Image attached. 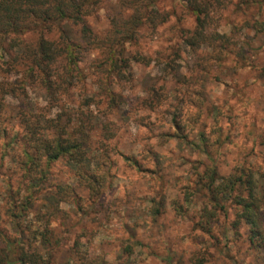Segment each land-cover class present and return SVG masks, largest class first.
I'll return each instance as SVG.
<instances>
[{
    "label": "trees",
    "instance_id": "trees-1",
    "mask_svg": "<svg viewBox=\"0 0 264 264\" xmlns=\"http://www.w3.org/2000/svg\"><path fill=\"white\" fill-rule=\"evenodd\" d=\"M222 2L187 0L194 25H184V17L176 16L171 24L176 33L170 37L173 43L151 56L135 46L145 36L160 34V27L173 18L172 12L161 8L160 0H116L115 10L107 15L108 27L101 32L89 19L105 7L106 0H0V150L6 147L0 168L14 150L13 166L0 184L4 201L0 205V264H56L65 241L74 239L70 229L59 232L33 226L29 217L36 213L38 201L53 203V221L66 216L64 203L91 213L114 185V154L142 169L138 158L123 153L115 141L128 117L138 124H168L174 132H165L161 138L177 137L206 154L209 165L187 178L173 202L175 210L187 216L189 204L201 202L191 219L206 233L222 216L229 219L232 214L229 229L241 235L245 227L248 249L257 262L264 261V170L246 162L237 163L229 173L219 170L214 150L224 139L219 133L225 111L218 110L209 132L207 123L202 124L199 141L180 133L190 110L187 103L192 104L185 95L193 96L192 86L212 74L219 79L232 62L234 67L247 66L246 45L251 47L254 39L246 40L250 33L243 35V31L249 29L254 35L264 31V0H240L243 22L233 23L229 32H221L218 25L211 27L221 17ZM183 44L195 60L190 74L179 79L182 97L176 111L169 112L164 84L149 86L137 102L123 94L126 86L133 87L138 62L155 61L163 65V74L172 75L179 68ZM31 89L43 90L47 104L27 102ZM8 96L21 101L14 122L7 120L4 111ZM136 110L146 114L141 119L132 116ZM166 113L170 120L163 119ZM58 161L68 165L73 181H59L54 174L52 181L51 167ZM159 206L155 214L161 213ZM75 236L68 249L75 264H108L104 254L82 249L81 233ZM225 252L224 247L218 248L219 254ZM134 253V246H124L122 264H136ZM207 261L208 256L198 252L188 264Z\"/></svg>",
    "mask_w": 264,
    "mask_h": 264
},
{
    "label": "rangeland",
    "instance_id": "rangeland-1",
    "mask_svg": "<svg viewBox=\"0 0 264 264\" xmlns=\"http://www.w3.org/2000/svg\"><path fill=\"white\" fill-rule=\"evenodd\" d=\"M115 1L106 0L105 7L90 17L94 29L101 32L108 27L107 15L115 10ZM222 3L221 17L211 27L218 25L221 32H229L233 23L243 22L245 10L240 0H224ZM159 5L172 12L173 18L160 27V34L145 36L135 46L136 50L151 56L173 43L170 37H175L176 33L171 27L175 24L176 16L184 17V25H194L193 14L186 10L187 0H160ZM245 33H250L246 40L254 39L251 47L246 43V49H249L246 59L248 65L234 67L232 62V66L226 67L219 79L213 74L206 76L201 84L192 86V97L185 95V99L191 100L192 104L187 103L190 110L185 115L187 122L180 133L192 141H199L202 124L207 123L209 132L218 110L225 111L222 132L219 133L224 139L214 150L215 163L222 173H229L240 162L256 163L264 170V31L254 35L245 29L243 35ZM181 57L177 59L179 68L172 75L163 74V65L155 61L150 65L136 63L133 87L126 86L123 94L135 97L137 102L145 95L146 88L164 84L171 102L169 112L173 113L181 103L179 79L190 74L195 60L184 44ZM29 96L27 102L33 101L40 106L47 104V97L41 89L29 90ZM6 102L4 111L7 120L14 122L13 114H16L21 101L8 96ZM130 114L140 118L146 112L136 110ZM167 118L170 120L171 115L166 113L163 119ZM131 119L126 118V124L115 141L123 153L138 158L142 169L128 163L121 154H114L117 161L112 169L114 185L91 213L79 212L73 203H64L62 207L66 216L53 221V203L41 199L34 207L36 213L33 211L29 217L33 226L42 230L56 228L59 232L70 229L74 239L75 234L81 233L82 249H89L93 255L104 254L108 264L124 262L123 247L126 245L135 247L133 257L136 264H188L198 252L208 256L206 264H264V261L257 262L254 253L248 249L245 227H241V235L229 229L232 214L229 219L222 216L212 232L206 233L196 225L197 220L191 219L200 210L201 202L197 200L190 203L187 216L175 210L173 202L179 197L187 178L209 165L206 154L177 137L161 138L165 132H174L168 124L150 126ZM208 135L211 136L210 133ZM150 149L154 150L152 154L148 151ZM13 151L11 148L10 156L6 155L3 159L0 184H3L5 175L10 173L13 166ZM5 152L6 147L0 150V160ZM51 173L52 181L53 174L59 181H73L65 161L52 165ZM3 203L0 197V205ZM159 203L161 213L155 214ZM214 236L219 239V244L215 242ZM74 239L65 241L57 254L56 264H75L68 252ZM220 247H224V255L218 253Z\"/></svg>",
    "mask_w": 264,
    "mask_h": 264
}]
</instances>
